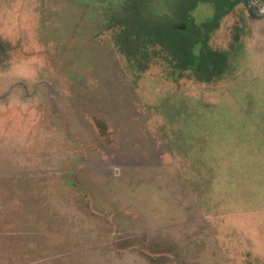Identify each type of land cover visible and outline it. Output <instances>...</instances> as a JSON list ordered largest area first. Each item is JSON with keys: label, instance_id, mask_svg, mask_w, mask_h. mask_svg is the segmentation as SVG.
<instances>
[{"label": "rangeland", "instance_id": "1", "mask_svg": "<svg viewBox=\"0 0 264 264\" xmlns=\"http://www.w3.org/2000/svg\"><path fill=\"white\" fill-rule=\"evenodd\" d=\"M0 264H264V0H0Z\"/></svg>", "mask_w": 264, "mask_h": 264}]
</instances>
